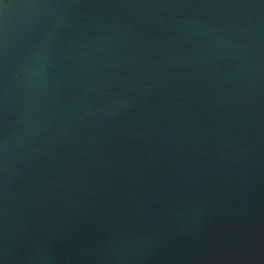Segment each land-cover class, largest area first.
Returning a JSON list of instances; mask_svg holds the SVG:
<instances>
[{
    "label": "water",
    "instance_id": "water-1",
    "mask_svg": "<svg viewBox=\"0 0 264 264\" xmlns=\"http://www.w3.org/2000/svg\"><path fill=\"white\" fill-rule=\"evenodd\" d=\"M0 264H264V0H0Z\"/></svg>",
    "mask_w": 264,
    "mask_h": 264
}]
</instances>
